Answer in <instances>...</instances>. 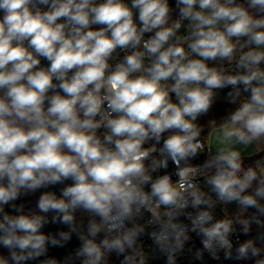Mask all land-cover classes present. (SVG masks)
Wrapping results in <instances>:
<instances>
[{
	"label": "clouds",
	"instance_id": "9594fccd",
	"mask_svg": "<svg viewBox=\"0 0 264 264\" xmlns=\"http://www.w3.org/2000/svg\"><path fill=\"white\" fill-rule=\"evenodd\" d=\"M225 89L234 110L206 152L199 120ZM257 144L264 0H0V264H59L49 246L73 233L63 264H150L144 235L177 264L190 232L196 259L264 264V231L237 235L264 229V156L242 154ZM40 190L36 210L17 205Z\"/></svg>",
	"mask_w": 264,
	"mask_h": 264
},
{
	"label": "trees",
	"instance_id": "16d2710c",
	"mask_svg": "<svg viewBox=\"0 0 264 264\" xmlns=\"http://www.w3.org/2000/svg\"><path fill=\"white\" fill-rule=\"evenodd\" d=\"M230 89H225L222 90L218 94V98L216 102L214 103L213 108L209 111V113L200 118L199 120V125L203 129L201 133V139L207 142V139L209 135L214 131L215 127L219 125L221 122L222 118L229 113L230 111L234 110L231 105H229L226 101V92L229 91ZM259 157H250L245 161L246 165H254L255 160L259 159ZM194 163L197 162V160L193 161ZM70 183V182H66ZM64 185H56L48 190L55 191L57 195L60 194V189ZM44 190H40L36 192L35 194H30L27 197H22L20 200H18L16 203L17 205L24 203L26 205V210L28 208H32L33 210L35 209L36 202L38 200L39 195L41 192ZM6 211H9L10 214H15L12 213L9 208H6ZM54 215L53 213L48 214L49 221H51V216ZM78 221V231H86V223H87V218L86 215L83 214H78L77 217ZM68 227L59 223H51L49 222L45 227L42 229V231L46 234H51L59 238V232L60 231H68ZM140 245H142L141 241H138ZM80 246V241L78 239V234L73 233L72 238L70 241H68L63 247H52L51 245L49 246V252H48V258H56L59 261V264H63L65 260H67L70 257L74 258L76 250H78ZM111 264H120V261H115V255L113 254L110 257ZM34 264V262H32ZM74 264H78V261L74 262Z\"/></svg>",
	"mask_w": 264,
	"mask_h": 264
},
{
	"label": "built area",
	"instance_id": "2783aa9c",
	"mask_svg": "<svg viewBox=\"0 0 264 264\" xmlns=\"http://www.w3.org/2000/svg\"><path fill=\"white\" fill-rule=\"evenodd\" d=\"M170 3L174 4V0H170ZM183 31L184 30L181 29L182 33ZM47 64L48 62L42 59L41 65L47 66ZM205 151L207 152V147L205 148ZM262 156H264V151L262 153ZM203 158H204L203 156L198 158L196 163L202 162ZM173 168H174V165H172L170 162L168 171H172ZM173 179L175 180L176 177L173 176ZM188 211H194V210L188 209ZM213 211H214V216L216 219H221V218H224L225 216L231 217V214L225 207H220L217 205V207ZM251 211L253 210H250V212ZM235 214H233V216ZM148 218H149L148 214H145V218L142 221V223L146 224ZM180 219L183 223L190 225V221L186 219V217H181ZM237 227H238L237 235L239 237V242H243L246 238H254L256 235L259 234V232L264 231V229H257V227L253 225L250 237H245L243 234L239 232V226ZM149 230L150 228H146V232ZM189 235H190V240L186 242L183 252L178 256L177 264H246V262L237 261L234 258L226 259L223 252L219 253L218 259H214L207 252H204L203 256L200 259H196V253L198 251L203 250V244L201 242L202 238L194 232H190ZM232 239L234 242V246H236L237 236H233ZM139 241L142 242L141 246L143 247L145 253L149 256L150 264H166V257H163L158 251H156L152 240L147 235L142 236ZM121 259L122 257L115 256V261L118 262Z\"/></svg>",
	"mask_w": 264,
	"mask_h": 264
},
{
	"label": "rangeland",
	"instance_id": "374dc122",
	"mask_svg": "<svg viewBox=\"0 0 264 264\" xmlns=\"http://www.w3.org/2000/svg\"><path fill=\"white\" fill-rule=\"evenodd\" d=\"M207 142H210L213 150H215V146L218 143V136H217L216 131H213L211 135H209ZM242 154L248 157H252V156L259 157V155H260V158L262 157V154H259V152L255 149V146H252L248 149H242ZM218 206L225 207L229 211L231 216H233V214L237 213L238 211V207L236 204H231L227 206H222V205H218Z\"/></svg>",
	"mask_w": 264,
	"mask_h": 264
},
{
	"label": "crops",
	"instance_id": "0c3cea01",
	"mask_svg": "<svg viewBox=\"0 0 264 264\" xmlns=\"http://www.w3.org/2000/svg\"><path fill=\"white\" fill-rule=\"evenodd\" d=\"M215 131V130H214ZM211 135V134H210ZM208 140V139H207ZM210 142H206V147L207 145H209ZM211 145V144H210ZM255 146V149L259 152V154H262L263 151H264V144H257V145H254ZM214 151V150H213ZM258 154V155H259ZM253 157V156H252Z\"/></svg>",
	"mask_w": 264,
	"mask_h": 264
},
{
	"label": "water",
	"instance_id": "95a60500",
	"mask_svg": "<svg viewBox=\"0 0 264 264\" xmlns=\"http://www.w3.org/2000/svg\"><path fill=\"white\" fill-rule=\"evenodd\" d=\"M251 210V209H250Z\"/></svg>",
	"mask_w": 264,
	"mask_h": 264
}]
</instances>
